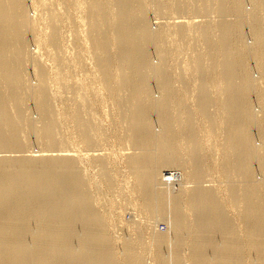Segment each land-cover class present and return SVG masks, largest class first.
Masks as SVG:
<instances>
[{
    "label": "bare ground",
    "instance_id": "bare-ground-1",
    "mask_svg": "<svg viewBox=\"0 0 264 264\" xmlns=\"http://www.w3.org/2000/svg\"><path fill=\"white\" fill-rule=\"evenodd\" d=\"M38 1L0 0V264H264V0Z\"/></svg>",
    "mask_w": 264,
    "mask_h": 264
},
{
    "label": "rangeland",
    "instance_id": "rangeland-1",
    "mask_svg": "<svg viewBox=\"0 0 264 264\" xmlns=\"http://www.w3.org/2000/svg\"><path fill=\"white\" fill-rule=\"evenodd\" d=\"M36 2L38 3L39 1L38 0H36ZM245 6L248 8V9H251V6H250V4L246 1L245 2ZM31 12H32V9H31ZM155 22V20H154V15H152L151 16V21H150V25L151 26H153L154 28L156 27V26H154V23ZM246 39H248V41L251 43L252 42V39H250V37L247 35V37H246ZM35 39L34 38H32V39H29V41H28V45H29V49H31V50H33V49H35L36 48V45H34V41ZM36 42V41H35ZM157 59L156 58H154V61L155 62H157L156 61ZM26 73H29V77H30V79H31V81L33 82V83H37V81L35 80V77L34 76H32L31 75V70L30 69H28L27 71H26ZM253 75L254 76H259V73H258V71H253ZM157 96V95H156ZM254 108H255V110L256 111H259V109H260V107H259V105L258 104H255V106H254ZM26 110H27V112L28 113H30V115L34 118V119H37L38 118V114H37V112L32 108V106L29 104V105H27L26 106ZM29 142L31 143V149H33V150H35V151H38L39 149H41V147H39V142L38 141H36V139H34V138H32V139H30L29 140ZM255 143H257L258 145L261 143V139L258 137V136H255ZM166 172H168V171H165V173ZM170 172V171H169ZM256 176L257 177H261V173H259V171H257L256 172ZM133 213V211H131V209H129L126 213H125V215H124V217H125V219H127V220H129V218H131L132 217V214ZM158 227H159V230L161 231H165L166 229H167V221L164 219V220H161L159 223H158Z\"/></svg>",
    "mask_w": 264,
    "mask_h": 264
}]
</instances>
